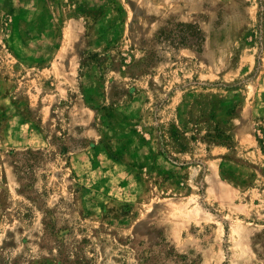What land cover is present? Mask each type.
Here are the masks:
<instances>
[{
	"label": "rangeland",
	"instance_id": "obj_1",
	"mask_svg": "<svg viewBox=\"0 0 264 264\" xmlns=\"http://www.w3.org/2000/svg\"><path fill=\"white\" fill-rule=\"evenodd\" d=\"M0 264H264V0H0Z\"/></svg>",
	"mask_w": 264,
	"mask_h": 264
},
{
	"label": "trees",
	"instance_id": "obj_2",
	"mask_svg": "<svg viewBox=\"0 0 264 264\" xmlns=\"http://www.w3.org/2000/svg\"><path fill=\"white\" fill-rule=\"evenodd\" d=\"M171 26L161 30L156 39L158 41H169L174 47L201 46L205 40L204 33L191 23H170ZM148 57L144 58L146 61Z\"/></svg>",
	"mask_w": 264,
	"mask_h": 264
}]
</instances>
